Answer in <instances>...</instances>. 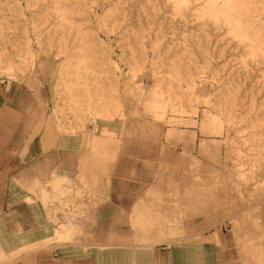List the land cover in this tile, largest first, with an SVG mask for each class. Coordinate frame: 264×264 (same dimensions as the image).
Instances as JSON below:
<instances>
[{"label": "rangeland", "instance_id": "rangeland-1", "mask_svg": "<svg viewBox=\"0 0 264 264\" xmlns=\"http://www.w3.org/2000/svg\"><path fill=\"white\" fill-rule=\"evenodd\" d=\"M0 80L38 90L58 129L165 141L181 204L166 219L189 218L188 175L213 226L264 204V0H0Z\"/></svg>", "mask_w": 264, "mask_h": 264}, {"label": "crops", "instance_id": "crops-1", "mask_svg": "<svg viewBox=\"0 0 264 264\" xmlns=\"http://www.w3.org/2000/svg\"><path fill=\"white\" fill-rule=\"evenodd\" d=\"M61 128L38 90L0 80V264H264V204L213 226L211 197L188 175L189 218L166 219L181 204L177 173L161 172L165 141L143 127L119 143L122 128Z\"/></svg>", "mask_w": 264, "mask_h": 264}, {"label": "bare ground", "instance_id": "bare-ground-1", "mask_svg": "<svg viewBox=\"0 0 264 264\" xmlns=\"http://www.w3.org/2000/svg\"><path fill=\"white\" fill-rule=\"evenodd\" d=\"M228 1V0H227ZM226 3V6L223 10H225L224 12V17L227 18V22L228 24H233L235 21H236V17L234 15V12L235 10L233 9L234 6H233V3H230V2H225ZM217 4H213L214 7H216ZM213 116L211 117L210 121L208 122L209 123V128L211 129L212 128V131L217 133L219 132L218 129L220 128V122H218L219 118L217 117V115L214 113L212 114Z\"/></svg>", "mask_w": 264, "mask_h": 264}]
</instances>
